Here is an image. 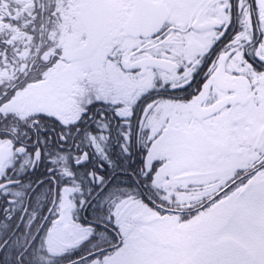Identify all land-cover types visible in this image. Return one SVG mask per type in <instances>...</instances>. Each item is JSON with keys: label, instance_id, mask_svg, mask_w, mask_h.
Returning <instances> with one entry per match:
<instances>
[{"label": "snow or ice", "instance_id": "6c2138e0", "mask_svg": "<svg viewBox=\"0 0 264 264\" xmlns=\"http://www.w3.org/2000/svg\"><path fill=\"white\" fill-rule=\"evenodd\" d=\"M0 264H264V0H0Z\"/></svg>", "mask_w": 264, "mask_h": 264}]
</instances>
